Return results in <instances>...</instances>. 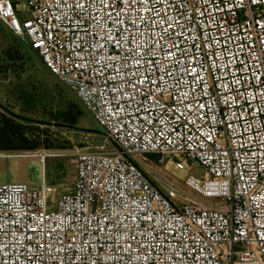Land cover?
Returning <instances> with one entry per match:
<instances>
[{
  "label": "built area",
  "instance_id": "obj_1",
  "mask_svg": "<svg viewBox=\"0 0 264 264\" xmlns=\"http://www.w3.org/2000/svg\"><path fill=\"white\" fill-rule=\"evenodd\" d=\"M0 27L115 144L58 199L0 183V264H264V0H0ZM148 154L205 172L163 192ZM30 155L57 153L0 150Z\"/></svg>",
  "mask_w": 264,
  "mask_h": 264
},
{
  "label": "rangeland",
  "instance_id": "obj_2",
  "mask_svg": "<svg viewBox=\"0 0 264 264\" xmlns=\"http://www.w3.org/2000/svg\"><path fill=\"white\" fill-rule=\"evenodd\" d=\"M5 32L0 27V107L29 118L26 121L33 125L34 131L50 137L60 149H50L57 155L49 156L44 164L36 155L0 156V183L24 181L34 186H51L50 197L58 199L74 188L78 151H109L115 144L101 131L92 112L87 109L74 126H66L61 118L55 117V113L60 114L67 109L70 101L80 102L75 91L53 76L27 43ZM7 35L15 38L12 40L24 60L9 62L5 52L9 40ZM26 94L36 99L29 111H26L29 106L21 99ZM136 159L163 192L177 186L186 193L182 180L189 174L203 175L205 172L197 162L186 157L181 158L186 164L184 169H179L177 159L171 156L160 160L147 156H137Z\"/></svg>",
  "mask_w": 264,
  "mask_h": 264
},
{
  "label": "trees",
  "instance_id": "obj_3",
  "mask_svg": "<svg viewBox=\"0 0 264 264\" xmlns=\"http://www.w3.org/2000/svg\"><path fill=\"white\" fill-rule=\"evenodd\" d=\"M8 37V47L6 49V55L9 58V62H14L16 59L24 60L23 56L16 47L14 41L9 35ZM11 39V40H10ZM30 46V45H29ZM15 63V62H14ZM12 63V64H14ZM43 63V62H42ZM44 64V63H43ZM45 66V65H44ZM24 104L29 106L31 109L36 103L35 96L26 94V96L21 98ZM1 106V103H0ZM5 108V109H4ZM0 107V150L6 152H24V151H36L41 148L46 149H60L50 137H43L39 133L34 131L33 125L27 123L26 120L29 118L24 115L17 114L12 110L4 107ZM84 106L79 102L75 103L70 101L66 110L62 111L60 114L55 113L56 118H61L66 126H74L77 123L78 118L84 114ZM53 115V113L51 112ZM102 132H104L101 129ZM105 134V132H104ZM114 143V142H113ZM147 157L159 160V157L155 154H148Z\"/></svg>",
  "mask_w": 264,
  "mask_h": 264
},
{
  "label": "crops",
  "instance_id": "obj_4",
  "mask_svg": "<svg viewBox=\"0 0 264 264\" xmlns=\"http://www.w3.org/2000/svg\"><path fill=\"white\" fill-rule=\"evenodd\" d=\"M4 28V31H6L7 33H11L7 28H5V27H3ZM5 32V33H6ZM12 35H13V33H11ZM16 37V36H15ZM17 38V37H16ZM26 111H29V108L28 109H26Z\"/></svg>",
  "mask_w": 264,
  "mask_h": 264
}]
</instances>
